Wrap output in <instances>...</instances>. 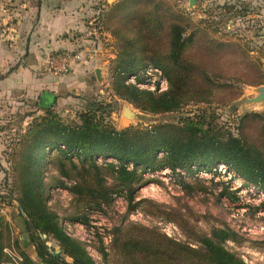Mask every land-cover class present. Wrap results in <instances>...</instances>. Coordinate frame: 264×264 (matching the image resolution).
Instances as JSON below:
<instances>
[{
    "label": "rangeland",
    "instance_id": "obj_1",
    "mask_svg": "<svg viewBox=\"0 0 264 264\" xmlns=\"http://www.w3.org/2000/svg\"><path fill=\"white\" fill-rule=\"evenodd\" d=\"M39 1L0 0V30L28 32L38 22ZM47 1L55 9L70 2L67 11L76 26L64 37L84 39L96 50L111 48L115 56L107 63L104 84L93 83L86 102L53 99L48 105L53 115L38 97L0 99V264H44L40 245L57 255L58 263L73 262L72 249L28 229L31 218L24 206L32 211L31 195L40 197L94 264H161L162 251L172 244L214 264L206 240L241 264H264V186L225 164L173 168L163 154L156 167L136 166L126 157L88 149L42 150L37 159L38 143L50 136L43 133L46 120L80 123L82 113L96 108L92 103L110 113L109 125L117 130L162 124V135L181 141L191 136L173 125L187 116L215 113L203 122L211 123L218 138L226 137L227 129L236 135L244 117L240 138L257 146L264 159V102H247L264 88V0H195L193 6L191 0ZM177 25L187 39L179 62L170 57ZM93 27L104 33L99 43L85 38ZM127 47L140 52L142 69L128 80L133 95L124 91L117 97L111 73ZM159 99L181 108L151 110ZM126 108L132 117L124 114Z\"/></svg>",
    "mask_w": 264,
    "mask_h": 264
},
{
    "label": "trees",
    "instance_id": "obj_2",
    "mask_svg": "<svg viewBox=\"0 0 264 264\" xmlns=\"http://www.w3.org/2000/svg\"><path fill=\"white\" fill-rule=\"evenodd\" d=\"M42 2L36 4L38 10ZM132 32V31H131ZM133 34V32H132ZM184 29L180 25L174 26L171 30V55L175 61H180L179 53L185 45L187 39H184ZM131 44L132 40H129ZM137 43V42H136ZM135 43V44H136ZM140 52L123 48L118 53V62L113 67L112 76L114 79L115 95H123V92L129 97L133 95L134 87L128 85L131 77H137V70L142 69L139 66ZM148 68V67H147ZM146 68V69H147ZM145 69V70H146ZM124 98V96H123ZM39 105L46 110L47 114L53 115L52 107L49 102H39ZM95 109H90L80 115V123H63L59 118L46 120L49 124L43 133L50 135L46 143L39 142L37 145V159L40 161L42 150L46 154L64 153L75 154L82 150H92L99 155H111L116 158L126 157L131 163L145 165L147 167H156L161 155H166V163L173 167H185L188 165H197L199 168H210L218 164H225L231 167L238 175L243 176L264 186V159L260 149L255 145H249L242 138V132H245L244 117L237 121V134L235 135L227 129V136L218 138L212 136L211 123H205L206 117L214 119V114L208 115L203 110L201 113H195L193 116H187L182 119L178 130L184 131L191 137L188 140H179L162 135V124L151 127H130L124 130H117L109 125L110 113H104L103 107L95 105ZM177 103L167 102L165 99L155 101L150 107L153 111L172 112L181 108ZM93 108V107H92ZM176 108V109H175ZM175 109V110H174ZM253 116L259 117V114ZM246 122V121H245ZM47 125V124H46ZM209 125V126H208ZM41 133V132H40ZM53 138H58L57 142ZM33 209L30 211L26 206V212L31 218L27 222L28 229L33 226L41 235L50 237L62 245L72 249L68 255L73 258V262L58 263L57 255L51 254V251L44 245H40L38 256L44 264H94L84 253L79 244L67 237L64 231L59 227L56 216L49 212L40 197L31 195ZM33 239V237H32ZM207 249V258L214 264H241L232 254L224 248L215 245L211 240L205 241ZM195 251H186L183 245H169L167 250L161 253V264H207L203 256ZM200 253V252H199Z\"/></svg>",
    "mask_w": 264,
    "mask_h": 264
},
{
    "label": "crops",
    "instance_id": "obj_3",
    "mask_svg": "<svg viewBox=\"0 0 264 264\" xmlns=\"http://www.w3.org/2000/svg\"><path fill=\"white\" fill-rule=\"evenodd\" d=\"M41 1L38 22L30 27L25 25L28 32L22 33L11 26L0 30V99L13 100L27 95L28 98L38 97L43 103L57 98L69 104L80 98L86 102V96L94 92L93 83L104 84L107 63L115 56L113 49H93L84 39L81 43L71 42L64 35L76 26V17L68 15V2L55 9L47 0ZM76 51H84L85 60H72L70 73L51 71L55 57L65 53L75 55ZM98 69L103 83L97 79ZM98 92L102 94L103 91H96V94Z\"/></svg>",
    "mask_w": 264,
    "mask_h": 264
},
{
    "label": "built area",
    "instance_id": "obj_4",
    "mask_svg": "<svg viewBox=\"0 0 264 264\" xmlns=\"http://www.w3.org/2000/svg\"><path fill=\"white\" fill-rule=\"evenodd\" d=\"M103 36L104 33L102 32V29L100 27H93L85 34V38L87 40L95 41L97 43L101 42V38ZM85 56L86 55L84 51H79L75 55H71L70 53L59 55L52 60L51 71L66 74L70 70V63L72 60L83 62L85 60Z\"/></svg>",
    "mask_w": 264,
    "mask_h": 264
},
{
    "label": "water",
    "instance_id": "obj_5",
    "mask_svg": "<svg viewBox=\"0 0 264 264\" xmlns=\"http://www.w3.org/2000/svg\"><path fill=\"white\" fill-rule=\"evenodd\" d=\"M194 3H195V0H191L190 1L191 6H193ZM96 75H97V79L99 81H101L102 80V73H101V70L100 69H98L96 71ZM260 101H263L264 102V88L259 92V95L256 98H254L252 100H249L247 102L251 104V103H260ZM124 114L127 117H132L134 115L133 112L130 109H128V108L125 109V113Z\"/></svg>",
    "mask_w": 264,
    "mask_h": 264
}]
</instances>
